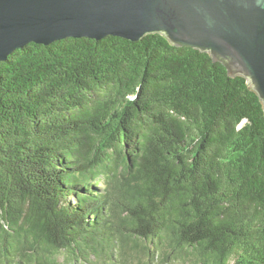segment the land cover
<instances>
[{
  "label": "trees",
  "instance_id": "1",
  "mask_svg": "<svg viewBox=\"0 0 264 264\" xmlns=\"http://www.w3.org/2000/svg\"><path fill=\"white\" fill-rule=\"evenodd\" d=\"M0 264H264V104L248 79L160 33L13 51Z\"/></svg>",
  "mask_w": 264,
  "mask_h": 264
},
{
  "label": "water",
  "instance_id": "2",
  "mask_svg": "<svg viewBox=\"0 0 264 264\" xmlns=\"http://www.w3.org/2000/svg\"><path fill=\"white\" fill-rule=\"evenodd\" d=\"M152 33L209 52L264 104V0H0V61L30 42Z\"/></svg>",
  "mask_w": 264,
  "mask_h": 264
}]
</instances>
